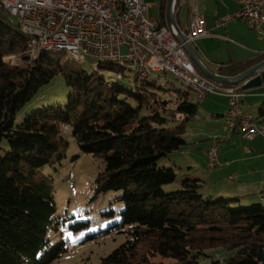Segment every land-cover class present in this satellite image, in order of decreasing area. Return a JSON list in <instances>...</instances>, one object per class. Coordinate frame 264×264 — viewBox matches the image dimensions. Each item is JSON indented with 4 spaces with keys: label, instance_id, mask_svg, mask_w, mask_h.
Returning <instances> with one entry per match:
<instances>
[{
    "label": "trees",
    "instance_id": "1",
    "mask_svg": "<svg viewBox=\"0 0 264 264\" xmlns=\"http://www.w3.org/2000/svg\"><path fill=\"white\" fill-rule=\"evenodd\" d=\"M180 9L178 0L176 20L186 31ZM159 13L161 24L168 25L169 0H160ZM9 14L14 15L0 3V264H50L72 249L69 241L48 249L57 202L51 179L40 175L64 158L69 136L104 161L98 191L120 193L124 204L115 229L127 239L99 264H151V255L175 264L203 259L219 264L213 257L221 248L227 264H264L263 203L202 192L200 178L183 179L175 191L164 189L177 175L160 162L187 144L185 126L198 114L191 89L164 87L131 70L133 85H120L114 77L110 82L97 70L82 69L71 56L47 50L30 65L29 37ZM11 54H21L23 63L7 62ZM255 62L231 60L216 73L238 75ZM114 64L98 61V69L127 76ZM58 75L69 90L47 98L45 88ZM260 111L264 115V106ZM22 113L26 117L19 121Z\"/></svg>",
    "mask_w": 264,
    "mask_h": 264
},
{
    "label": "rangeland",
    "instance_id": "2",
    "mask_svg": "<svg viewBox=\"0 0 264 264\" xmlns=\"http://www.w3.org/2000/svg\"><path fill=\"white\" fill-rule=\"evenodd\" d=\"M150 1L152 2L149 10L150 17L152 19L160 18V0ZM200 1L202 2L203 0ZM206 1L211 6L215 2V0ZM189 5L188 0H184L181 3L180 18L183 25H187ZM9 18L15 24L20 23V18L15 15L9 14ZM236 20L239 21L238 19ZM224 35L232 41H237L234 36ZM29 48L30 45L27 54ZM45 50L50 51V53L59 52L65 59L71 56L65 50ZM214 50L212 54L220 58L222 49L215 47ZM122 52H126L125 47L122 48ZM4 59L12 64L23 63L21 54L7 55ZM78 64L82 69L89 72L97 70L98 74H104L110 82L114 81L112 79L114 77L115 81L120 85H133L134 73L129 72L124 66L125 71H128L126 72L127 76L107 68L98 69V61L88 60L78 62ZM30 65H33V61H30ZM114 65L117 66L116 64ZM147 80L155 81L158 85L164 87L176 86L182 89L185 88V84L182 83L179 77L168 72L156 71ZM68 90L69 87L61 75L56 76L53 83L45 88L47 98L52 95H63ZM260 91H264V85L246 90L247 94ZM175 93V91H172V96ZM212 96L214 94H209L206 101H199L192 94V99L198 102L199 105V117L191 118L185 126L183 138L187 144L181 150L169 154L160 162L162 166L173 168L177 175L176 180L165 185L164 189L166 191H175L180 189L183 179L187 177L200 178L204 182L202 192L213 193L226 199L240 197L248 205L259 202L264 204V184L260 187L255 184L258 178L262 176L261 174L247 176L246 180L251 183L247 184L239 177L230 178V175H236V173L230 172L228 165L222 167L224 169L219 167L209 169L208 167L209 156L206 153V148L217 144L221 160H223V148H234L231 145H226L230 138L226 136L227 131L223 127L225 124H223L222 114L218 112L217 108L214 109L217 103L210 106L212 104L210 102ZM261 106H264V95L257 98H246L243 111L251 113L255 118H263L259 113ZM25 117L26 113H22L19 121H22ZM68 138L70 146L64 158L40 170V175L51 179L57 202L56 222L48 234L50 239L48 249L68 241L72 245L71 250H68L60 259L50 264H99L105 256L127 239V233L115 229V224L122 220L124 204L120 200V193L98 191L97 177L104 169V161L92 152L82 149L73 136ZM1 146L6 148L7 143L3 141ZM243 167L247 169L246 165ZM216 196L214 197L217 198ZM218 251L217 254L214 253L213 258H218L220 260L219 264H227L224 262L228 255L226 250L221 248ZM150 260L151 264H175L176 262L171 258H163L159 255H151ZM201 262L202 264H208L211 259H203Z\"/></svg>",
    "mask_w": 264,
    "mask_h": 264
},
{
    "label": "built area",
    "instance_id": "3",
    "mask_svg": "<svg viewBox=\"0 0 264 264\" xmlns=\"http://www.w3.org/2000/svg\"><path fill=\"white\" fill-rule=\"evenodd\" d=\"M237 1L240 7L220 16L218 25L233 19L257 28L264 24V0ZM0 3L15 11L27 28L38 26L44 30L41 41L48 46L72 47L85 52L90 61L124 57L141 70L185 74L199 85L200 100L210 92L226 94L231 108L225 116V128L239 125L245 138L264 133L255 121H250V115H241L245 95L241 86H218L205 78L176 38L173 25H162L160 18L150 17V0H0ZM182 33L188 42L209 33L197 2L192 5L188 29ZM207 153L209 169L228 164L220 160L217 144L208 148Z\"/></svg>",
    "mask_w": 264,
    "mask_h": 264
},
{
    "label": "crops",
    "instance_id": "4",
    "mask_svg": "<svg viewBox=\"0 0 264 264\" xmlns=\"http://www.w3.org/2000/svg\"><path fill=\"white\" fill-rule=\"evenodd\" d=\"M183 1L184 0H179V2L181 3ZM188 1L190 3L188 9L189 15L187 17V25H185V28L188 29L190 16L192 14V5L195 2H197L201 12L205 15L206 28L208 29L209 33L206 36L197 38L191 43L196 49L201 60L208 68H210L214 72H217L221 64H228L231 62V60H255V63H257L264 59V24L257 28L252 27L251 25L239 19V21L233 19L220 25L217 24V19L220 16L233 13L240 7V3L237 0H215L214 5L212 6L209 5L206 0H203L202 2L200 0ZM174 13L176 17V5L174 8ZM224 34L234 36L237 41H232ZM215 47H219L220 49H222L220 58L215 57L212 54L215 51ZM204 77L212 81L205 75ZM247 80H249V78ZM247 80L235 85H226L221 83H217V85H237L241 86L242 88V85L245 84ZM182 83L185 84L183 81ZM214 83L216 84V82ZM185 88L192 90V88L186 84ZM242 91L245 92V95L242 97L243 106L246 98H257L262 97L264 95V91H260L257 93L250 92V94H247L246 90H244L243 88ZM193 94L194 96H196L194 91ZM209 94H214V96H212L211 98L210 102L212 104L210 106H213L215 103H217V106H215L214 109L217 108L219 110L218 112L222 114L221 117H223V124H225L226 126L225 116L231 108L229 96L226 94L210 92L202 100L206 101ZM243 106L241 110L242 114L251 115L255 122L259 125V127L261 129H264V115H261V111H259V113L260 116L263 118H255L251 113H245L243 111ZM195 117H199V115L197 114ZM225 126L223 125L224 130L227 131L226 136H229L230 138V141L227 142L226 145H231L234 148H223V160H221V158L220 160L225 162L227 161L228 166H226L228 167L229 171L236 173V175H230V178L235 179V177H239L243 180L244 183L251 184L249 181L246 180L247 176L261 174L262 176L258 178L255 184H257V187L262 186V184H264V133L260 132L253 138H245L242 136L243 129L239 125L231 128H225ZM207 150L208 148H206V153ZM244 165L247 166V169L243 167ZM219 168L224 169L222 167ZM220 171L223 172L224 170ZM242 202L245 204L244 201Z\"/></svg>",
    "mask_w": 264,
    "mask_h": 264
},
{
    "label": "water",
    "instance_id": "5",
    "mask_svg": "<svg viewBox=\"0 0 264 264\" xmlns=\"http://www.w3.org/2000/svg\"><path fill=\"white\" fill-rule=\"evenodd\" d=\"M176 1L177 0H169V22L173 25L174 29L176 30V38L178 39V41L183 44V47L185 48L189 57L195 63L197 68L206 77H208L209 79H211L216 83H221L226 85L239 84L243 81H246L249 78V80H247V82L242 85V88L244 90L260 87L264 84V59L256 63L249 69L245 70L244 72L234 76L222 75L208 68L201 60L200 56L198 55L196 49L193 47L192 43L187 41L185 35L182 33V30L180 29L177 23L174 13ZM259 255L264 262L263 246L260 247Z\"/></svg>",
    "mask_w": 264,
    "mask_h": 264
},
{
    "label": "bare ground",
    "instance_id": "6",
    "mask_svg": "<svg viewBox=\"0 0 264 264\" xmlns=\"http://www.w3.org/2000/svg\"><path fill=\"white\" fill-rule=\"evenodd\" d=\"M1 4H3L10 13L16 15V12L9 9L8 5H5V3H1ZM20 27L23 33L29 37L30 48H29L28 54H29L30 61H33L38 56L39 54L37 52L38 50L43 51L45 49L66 50L69 52V54H71L73 59L80 61V62L87 61L85 52L75 51V49H73L72 47L48 46L45 43H42L41 40L42 38H44V30L38 28V26H30V28H27L26 25L22 24V21H21ZM97 61L115 62L119 66H122V67L124 66L128 70L138 72L140 76L144 78L149 77L150 75L154 74V72H149L147 70H141L140 68H135V65L129 63L127 59H125L124 57H108V59H98ZM176 76L179 77L186 85L191 87L196 97L199 99V85L197 84V82L194 81V79H190L185 74H176ZM241 110H242V107H241ZM241 115H249V114H242L241 112ZM250 121H255L251 115H250ZM66 129H69L68 125L66 126ZM67 246L69 249L72 248V246L69 243L67 244Z\"/></svg>",
    "mask_w": 264,
    "mask_h": 264
}]
</instances>
